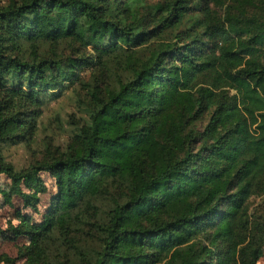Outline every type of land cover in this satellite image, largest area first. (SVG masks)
Segmentation results:
<instances>
[{
  "label": "trees",
  "instance_id": "trees-1",
  "mask_svg": "<svg viewBox=\"0 0 264 264\" xmlns=\"http://www.w3.org/2000/svg\"><path fill=\"white\" fill-rule=\"evenodd\" d=\"M76 86L87 118L67 146L6 163ZM41 173V223L0 229L26 264H258L264 0H0V175L36 211Z\"/></svg>",
  "mask_w": 264,
  "mask_h": 264
},
{
  "label": "rangeland",
  "instance_id": "rangeland-1",
  "mask_svg": "<svg viewBox=\"0 0 264 264\" xmlns=\"http://www.w3.org/2000/svg\"><path fill=\"white\" fill-rule=\"evenodd\" d=\"M49 52L46 46H40L36 51ZM31 49L26 48L25 54ZM59 53H70L67 48H60ZM77 55L76 53L74 54ZM84 81H90L89 72L83 73ZM86 91L82 87H72L66 90L62 97L49 102L36 120L37 133L29 144L4 145L2 149L6 163L11 164L15 170L26 169L36 160L43 158L45 145L51 143L58 148L64 149L69 143L71 134L87 118L84 97ZM47 189L39 195L37 210L27 208L20 198L9 193V180L5 175H0V229L17 226L23 216H30L35 223H41L42 215L50 205L51 197L55 192L54 181L47 173H41ZM250 214L253 216L261 212V198L252 197L249 201ZM25 242L22 239H14L10 234H0V264H6V260H12L13 264H26L27 259L23 256ZM258 264H264V246L262 256Z\"/></svg>",
  "mask_w": 264,
  "mask_h": 264
}]
</instances>
